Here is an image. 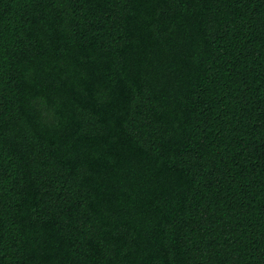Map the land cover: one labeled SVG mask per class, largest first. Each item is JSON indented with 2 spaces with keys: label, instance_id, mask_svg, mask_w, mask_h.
Here are the masks:
<instances>
[{
  "label": "trees",
  "instance_id": "16d2710c",
  "mask_svg": "<svg viewBox=\"0 0 264 264\" xmlns=\"http://www.w3.org/2000/svg\"><path fill=\"white\" fill-rule=\"evenodd\" d=\"M0 264H264V0H0Z\"/></svg>",
  "mask_w": 264,
  "mask_h": 264
}]
</instances>
